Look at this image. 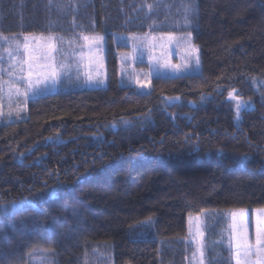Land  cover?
Instances as JSON below:
<instances>
[{
  "label": "trees",
  "instance_id": "16d2710c",
  "mask_svg": "<svg viewBox=\"0 0 264 264\" xmlns=\"http://www.w3.org/2000/svg\"><path fill=\"white\" fill-rule=\"evenodd\" d=\"M191 1L177 28L169 9L187 0H0L4 36L107 42L106 87L36 97L0 122V264L41 250L53 264H186L189 214L264 208V0ZM148 30L191 33L201 72L122 87L113 35ZM207 248L206 264H233Z\"/></svg>",
  "mask_w": 264,
  "mask_h": 264
},
{
  "label": "rangeland",
  "instance_id": "374dc122",
  "mask_svg": "<svg viewBox=\"0 0 264 264\" xmlns=\"http://www.w3.org/2000/svg\"><path fill=\"white\" fill-rule=\"evenodd\" d=\"M187 1L182 11L169 9L175 24L190 26L196 12L194 2ZM175 26L179 28L177 24ZM113 38L118 60V83L124 88L128 86L147 94L154 78L192 76L201 72L199 49L191 33L148 30L114 34ZM106 44L102 33L0 34V122L22 119L28 111V102L36 97L60 90L106 87ZM29 64L33 66V79L38 74L43 75L45 65L48 71L54 66L60 74L58 81L41 85L35 92L25 95ZM234 100L237 113L246 108L242 100ZM206 213L189 214L187 218L186 244L190 251L186 264H206L207 246L216 245H224L231 250L233 264H264V208ZM205 220L216 228L214 238L209 241ZM258 228L262 233L260 244H257ZM94 251L98 252L97 255L104 254ZM32 256L31 264L54 263L49 252L44 250L36 251ZM100 258L107 259L105 255ZM107 260L102 264H110Z\"/></svg>",
  "mask_w": 264,
  "mask_h": 264
},
{
  "label": "snow or ice",
  "instance_id": "6c2138e0",
  "mask_svg": "<svg viewBox=\"0 0 264 264\" xmlns=\"http://www.w3.org/2000/svg\"><path fill=\"white\" fill-rule=\"evenodd\" d=\"M51 47V46H50ZM11 55V54H9ZM0 63H2V58H0ZM197 65H199V60L197 59L196 61ZM43 71V75H37L35 79H33V66L29 64V69H28V78H27V87H26V92L25 95L28 93H33L35 92L36 89H38L41 85H47L49 83L55 84L58 79H59V73L56 71L55 67L53 66L51 71L47 70V65H45ZM179 71V69H177ZM13 211L16 209V205H12ZM0 214L7 215L8 210L7 206L0 207ZM261 230L258 228L257 229V244L261 243Z\"/></svg>",
  "mask_w": 264,
  "mask_h": 264
}]
</instances>
